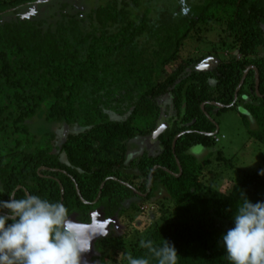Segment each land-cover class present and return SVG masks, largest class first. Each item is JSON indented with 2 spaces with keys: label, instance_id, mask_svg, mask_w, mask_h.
<instances>
[{
  "label": "trees",
  "instance_id": "1",
  "mask_svg": "<svg viewBox=\"0 0 264 264\" xmlns=\"http://www.w3.org/2000/svg\"><path fill=\"white\" fill-rule=\"evenodd\" d=\"M42 1L0 0V200L20 187L14 198L27 192L60 202L82 224L97 209L125 221L127 232L105 238L91 258L99 264L106 257L127 264V254L156 264L141 239L167 241L178 264H229L222 236L241 194L264 202V170L244 172L221 191L204 178L209 160L190 150L224 138L219 130L205 135L217 126L205 115L211 103L241 106L248 135L264 147V0H51L27 17ZM206 32L221 53L208 55L215 66L202 71L205 57L183 53ZM249 67L258 93L251 69L234 102ZM158 129L160 153L127 163V144ZM159 188L168 196L161 211L128 237L135 220L123 216L125 204L136 199L128 209L142 217Z\"/></svg>",
  "mask_w": 264,
  "mask_h": 264
},
{
  "label": "clouds",
  "instance_id": "2",
  "mask_svg": "<svg viewBox=\"0 0 264 264\" xmlns=\"http://www.w3.org/2000/svg\"><path fill=\"white\" fill-rule=\"evenodd\" d=\"M264 175V171L260 172ZM234 226L222 236L229 264H264V202L253 204L243 194ZM69 215L60 202L37 195L0 200V264H81L92 239L100 231ZM102 229V222H96ZM156 264H178L174 246L164 241H140ZM127 264H151L146 257L126 255Z\"/></svg>",
  "mask_w": 264,
  "mask_h": 264
},
{
  "label": "rangeland",
  "instance_id": "3",
  "mask_svg": "<svg viewBox=\"0 0 264 264\" xmlns=\"http://www.w3.org/2000/svg\"><path fill=\"white\" fill-rule=\"evenodd\" d=\"M96 0H90L91 4H95ZM80 4V1L77 0ZM38 2L32 5L35 7ZM75 4L77 8H79V4ZM87 5V4H86ZM26 12V11H24ZM23 12V13H24ZM35 12H31V15H34ZM52 13H50V17ZM55 19H51L50 22H54ZM206 34H201L200 41L188 42L186 48H184L183 57H188V55H197L203 56L206 60L198 67L199 70L206 71L215 66L216 60L212 59L210 54L216 53L218 48V39L215 41V36H212L211 39H207ZM215 48V49H214ZM221 53L220 51L217 52ZM234 51L230 53L224 52L223 55L233 54ZM262 53V52H261ZM264 53V51H263ZM214 108L209 111V114L206 113L207 117L218 126V137H224L221 139L220 143H215L211 147H195L190 150V153L193 154L199 161L203 162L205 160H209V164L206 166L205 171V179H210L211 176L213 179L211 181L212 185L221 191H226L229 189L233 182H237L242 178L244 172L255 171L258 169L264 170V147L260 145L258 142L253 140L247 133L246 127L243 124L239 113H243L241 106L221 109ZM213 119V120H212ZM251 127L254 128L253 122L251 123ZM156 132L150 137H136L132 141L127 144V154L126 161L127 163H135L137 164L139 159L143 156H157L160 153V148L158 144V140H156L155 136ZM60 137L62 136L59 135ZM217 160L222 163L219 167L217 166ZM129 166V164H128ZM225 167V168H224ZM132 169V168H131ZM130 169V171H132ZM208 173V174H206ZM217 176L219 178H217ZM204 179V182L210 185V182ZM217 179V180H216ZM167 194L164 189L159 188L157 192H155V196L148 202L145 203L141 208L143 213L137 215L135 212L129 210L134 203L139 204L136 199L133 198L131 202L125 204V211L123 213L124 217H133L135 222L131 224L130 231H128V237L133 238L137 234H141L147 227L145 226L147 223V217L153 218L156 217V213L161 210H157V205L159 203L165 202L164 200L167 198ZM155 204L153 207L152 205ZM138 206V205H137ZM158 211V212H156ZM152 212H155L153 214ZM76 220L74 216L71 217ZM91 222L86 225H90L92 229L96 228V222H102L103 229L101 234L95 238L93 246L90 248V251L83 253L81 256V262L83 264H99L98 261L92 262V256H99V245L104 241L105 238H114L123 236L126 231V222H120V220H105L103 217V212L101 209L95 210L91 215ZM150 223V222H148ZM149 226V225H148ZM113 244V243H112ZM114 259H119L117 256ZM104 264H118L114 263L109 257L104 258Z\"/></svg>",
  "mask_w": 264,
  "mask_h": 264
},
{
  "label": "water",
  "instance_id": "4",
  "mask_svg": "<svg viewBox=\"0 0 264 264\" xmlns=\"http://www.w3.org/2000/svg\"><path fill=\"white\" fill-rule=\"evenodd\" d=\"M50 1H51V0H45V1H42V2H38L37 5H38V4H41V3H47V2H50ZM251 69H253V70L255 71V91H256V93H258V86H259V76H258V72H257V70H256L255 68H253V67H249V68H247L246 71L244 72L243 77H242V79H241V81H240V83H239V85H238V87H237V89H236V91H235L234 102L237 100V94H238V91H239V89L242 87V85H243V83H244V81H245V79H246V76H247L248 72H249ZM234 102H233V103H234ZM211 105H213V106H215L216 108H219V109H223V108H225V107H226V108H230L231 106H233V104H231V105H229V106H223V105H220V104H217V103H211ZM204 107H205V105H202V107H201L202 110H204ZM205 115H206V114H205ZM206 116H207V115H206ZM208 119H209V118H208ZM167 126H168L167 123H166L165 125H163L164 128H166ZM159 131H160V129L157 130V132H156V134H155L156 137H157ZM217 132H218V127L216 126V130H215L214 133H212V134H205V135H207V136H214V135H216ZM184 134H185V133H180V134H178V135L174 138V140H173V142H172V149L175 148V144H176L177 140H178L182 135H184ZM177 163H178V162H177ZM156 168H157V167H154V168L151 170L150 174H149V183H148V186H150V184H151L150 178H151V176H152V174H153V172L155 171ZM165 171H167V170H165ZM180 175H181V168H180V166H179V174L176 175V177H179ZM113 180H115V179H113ZM122 184H123L124 186H127V187L131 188V187H130L128 184H126V183H122ZM103 186H104V183H103V184L101 185V187H100V191H99V194H98L97 199H96L92 204H95V203L98 201ZM60 188H61V196H62V198H61V202H62V201H63L64 191H63V188H62L61 186H60ZM19 189H20V187H18V188L12 193L11 198H14L16 191H18ZM131 189H132V188H131ZM76 190H77V195L79 196V198L81 199V201H82L84 204H89V203L85 202V201L82 199V197H81V195H80V192H79V190H78L77 188H76ZM133 191H134V193H137V191H135V190H133ZM26 194L29 195L27 192H26ZM103 228H104V227H102V229H103ZM102 229H96V228H94V230H98V231H100V232L102 231ZM97 235H98V234H96V235L94 236V238L92 239L91 247L93 246L94 241H95V238H96ZM91 247H90V248H91ZM89 251H90V249H89ZM81 264H83V262H81Z\"/></svg>",
  "mask_w": 264,
  "mask_h": 264
},
{
  "label": "flooded vegetation",
  "instance_id": "5",
  "mask_svg": "<svg viewBox=\"0 0 264 264\" xmlns=\"http://www.w3.org/2000/svg\"><path fill=\"white\" fill-rule=\"evenodd\" d=\"M35 10H36V6L35 7H32L31 9L29 8V10H28V15H26L27 17H29L30 15H31V12H35ZM106 221L107 220H111V219H105ZM94 256H92L91 258H93Z\"/></svg>",
  "mask_w": 264,
  "mask_h": 264
},
{
  "label": "built area",
  "instance_id": "6",
  "mask_svg": "<svg viewBox=\"0 0 264 264\" xmlns=\"http://www.w3.org/2000/svg\"><path fill=\"white\" fill-rule=\"evenodd\" d=\"M215 141H218V139H217V138H215Z\"/></svg>",
  "mask_w": 264,
  "mask_h": 264
}]
</instances>
